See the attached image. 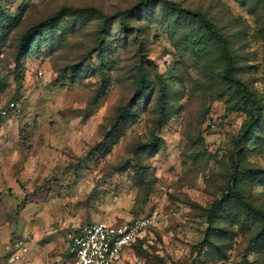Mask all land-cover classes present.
I'll use <instances>...</instances> for the list:
<instances>
[{"label":"rangeland","instance_id":"1","mask_svg":"<svg viewBox=\"0 0 264 264\" xmlns=\"http://www.w3.org/2000/svg\"><path fill=\"white\" fill-rule=\"evenodd\" d=\"M140 1L0 0V264L145 216L118 264H264V0Z\"/></svg>","mask_w":264,"mask_h":264},{"label":"built area","instance_id":"2","mask_svg":"<svg viewBox=\"0 0 264 264\" xmlns=\"http://www.w3.org/2000/svg\"><path fill=\"white\" fill-rule=\"evenodd\" d=\"M153 223L145 216L117 225L95 222L77 227L67 237L64 264H118Z\"/></svg>","mask_w":264,"mask_h":264},{"label":"trees","instance_id":"3","mask_svg":"<svg viewBox=\"0 0 264 264\" xmlns=\"http://www.w3.org/2000/svg\"><path fill=\"white\" fill-rule=\"evenodd\" d=\"M148 0H141L139 5L143 6ZM171 6L173 8H177L178 5L176 4H171ZM66 11L71 12L73 14H81V13H94L95 10L92 8H68L66 9ZM119 16L121 17V21L123 22L121 24L122 27L126 28V24L124 23L126 20V14L125 13H120ZM194 17L198 18L202 23H204L206 25L207 30L211 33V35L214 37V39L218 42V44L220 45L221 49H222V53L224 56V59L227 63V69H226V77L230 82H234V78L232 76V70H233V66L235 63L234 58L232 57V55L229 52L228 46H227V41L225 39V37L219 33V31L214 27L213 24H211L210 22H208L203 15L198 14V13H194L193 14ZM39 29V26H34L32 28H30L26 34H25V38L29 37L31 35H34ZM105 29V24H102L100 27V31L102 32ZM237 84V81H235ZM141 85L138 86V89L140 91L141 89ZM246 95L253 101V106L256 109L258 104L256 101L253 100L252 95H250L249 93H247L245 90H243ZM125 111V109H120L119 113H123ZM140 242H142L141 240H138L137 242H135L134 244L131 245V248L136 245L139 244Z\"/></svg>","mask_w":264,"mask_h":264}]
</instances>
